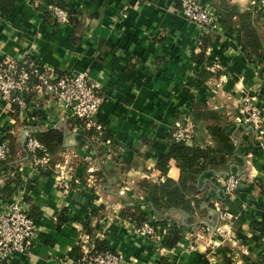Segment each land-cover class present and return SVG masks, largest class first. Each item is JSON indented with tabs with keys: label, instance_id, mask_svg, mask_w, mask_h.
I'll use <instances>...</instances> for the list:
<instances>
[{
	"label": "crops",
	"instance_id": "1",
	"mask_svg": "<svg viewBox=\"0 0 264 264\" xmlns=\"http://www.w3.org/2000/svg\"><path fill=\"white\" fill-rule=\"evenodd\" d=\"M203 1L215 7L219 0ZM228 1L261 13L264 35V11L254 5L260 0ZM55 5L78 24L58 25L51 15ZM210 35L202 59L205 37L174 0H16L9 13L0 9V67L32 62L55 76L86 73L102 88L99 121L105 128L102 137L80 138L85 134L72 113L36 90L28 96V112L10 113L0 99V145H23L29 136L63 130L65 150L56 165L68 160L74 174L59 185L56 165L36 172L21 146L17 160L0 169V186L10 177L16 181L14 195L26 199L38 227L28 253L0 264H87L99 241L136 264H264V236L252 228L264 222V148L239 105L244 95L263 102L264 66L247 60L237 26L233 33L221 26ZM196 100L229 117L225 131L237 152L227 175L202 178L203 189L210 187L201 207L206 212L195 211L193 222L181 211L165 215L184 233L167 250L139 235L129 215L137 204H149L141 183L179 182L174 160L165 171L158 166L177 122L191 116L197 124L191 145L214 146L207 126L192 116ZM232 171L242 184L225 198L223 183ZM8 203L0 199V211ZM142 210L157 216L150 206ZM226 212L229 220L222 218Z\"/></svg>",
	"mask_w": 264,
	"mask_h": 264
},
{
	"label": "built area",
	"instance_id": "2",
	"mask_svg": "<svg viewBox=\"0 0 264 264\" xmlns=\"http://www.w3.org/2000/svg\"><path fill=\"white\" fill-rule=\"evenodd\" d=\"M143 1L154 3L158 0ZM174 1L178 3L185 21L196 26L202 37L221 28L216 7L207 5L203 0ZM254 5L264 11V0ZM51 15L58 25L70 24L69 12L58 6L51 9ZM29 63H12L0 67V99L5 104L6 110L10 113H15L17 109L23 113L28 112L30 109L28 95L34 89L56 99L65 111L71 112L72 116L80 122L77 128L79 132L95 133L102 137L105 128L99 121V113L104 103L101 86L86 73H76L59 78L49 70L41 68L34 70ZM32 75H35L39 81L34 88L30 85ZM239 102L240 114L244 117V122L252 131L258 133V144L264 148V100L260 103L258 98L244 95ZM239 121L243 122L242 119ZM196 130L197 124L191 116L183 118L173 127L172 141L190 144L194 141ZM25 147L33 169L40 174L48 170L53 157L46 147L31 136L27 138ZM8 154L9 144L4 142L0 145V166L6 161ZM55 168L57 170L56 182L59 185H65L66 182L72 180L74 174L68 160L56 165ZM241 184L242 178L239 173L232 171L223 183V197H233ZM222 218L229 220L231 216L226 212L223 213ZM37 232V223L30 216L29 204L23 196L16 193L0 211V263L9 262L16 255L28 253ZM137 233L162 245L167 230L144 223L137 228ZM219 233L223 234L221 231ZM211 245L218 246V242H211ZM85 261L87 264H136L122 253L114 251L91 256Z\"/></svg>",
	"mask_w": 264,
	"mask_h": 264
},
{
	"label": "trees",
	"instance_id": "3",
	"mask_svg": "<svg viewBox=\"0 0 264 264\" xmlns=\"http://www.w3.org/2000/svg\"><path fill=\"white\" fill-rule=\"evenodd\" d=\"M15 1L0 0V9L6 14L9 13L13 9ZM58 7L65 8L62 6ZM215 7L219 14V23L227 32L233 33L235 26L240 29L241 42L245 49L247 60L250 63H259L264 66V35L261 29V13H257L251 6L241 7L228 0H219ZM72 21L78 24V20L70 14V23ZM208 36L211 37L210 34ZM210 42V38L205 37L203 39L202 50L199 55L202 59L205 57V52L211 44ZM29 65L34 70L39 68L32 62ZM30 71L32 72V70ZM56 77L60 78L62 76ZM37 84H39L38 78L32 75L30 81L31 88H34ZM34 91L32 89L28 96ZM192 116L207 126L214 146L201 148L189 143L173 142L168 155L160 160L158 166L165 171L168 163L174 160L181 170L179 182L167 180L166 183L161 185H152L146 182L141 183L139 189L147 195L149 204H137L134 207L133 213L129 215V218L133 219L138 226L148 223L155 228L161 226V228L167 229L168 232L165 234L162 243V246L167 250H172L177 247L182 241L184 233L183 229L176 225L169 226L166 220L164 221L165 215L170 211H181L190 216L192 221L195 211L199 213L206 212V209L201 207L206 201L207 192L210 187L203 189L202 178L209 173L227 175L234 163L237 152V147L233 142L232 136L225 131V128L230 124L229 117L221 115L212 107L199 100L194 102ZM75 125L79 126L80 122H76ZM84 134L80 138H84L86 135L90 137L92 133L85 132ZM64 137V131L60 129L40 133L37 137V140L46 147L48 153L53 157L51 162L52 166L56 165L59 154L65 150ZM19 146L22 147L23 151L26 150L25 143L23 145L15 141L11 143L8 158L2 163L0 169L17 160L16 156ZM256 149L257 147L254 148V150ZM27 155L29 157L28 152ZM14 182L16 181L10 177L4 186H0V199L5 202H10L16 190L13 186L15 184ZM145 205L154 209V212L157 214L156 218L149 217L142 210V207ZM30 216L32 217L31 210ZM252 228L259 233V237L264 236V222L254 223ZM96 246L97 249L94 250L92 256L110 251L104 241L97 242ZM168 263V260H163V264Z\"/></svg>",
	"mask_w": 264,
	"mask_h": 264
},
{
	"label": "water",
	"instance_id": "4",
	"mask_svg": "<svg viewBox=\"0 0 264 264\" xmlns=\"http://www.w3.org/2000/svg\"><path fill=\"white\" fill-rule=\"evenodd\" d=\"M191 144V143H190Z\"/></svg>",
	"mask_w": 264,
	"mask_h": 264
}]
</instances>
